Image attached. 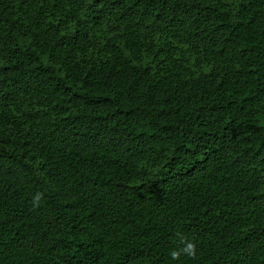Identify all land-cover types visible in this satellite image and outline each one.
Wrapping results in <instances>:
<instances>
[{
  "label": "trees",
  "instance_id": "obj_1",
  "mask_svg": "<svg viewBox=\"0 0 264 264\" xmlns=\"http://www.w3.org/2000/svg\"><path fill=\"white\" fill-rule=\"evenodd\" d=\"M0 264H264V0H0Z\"/></svg>",
  "mask_w": 264,
  "mask_h": 264
},
{
  "label": "clouds",
  "instance_id": "obj_2",
  "mask_svg": "<svg viewBox=\"0 0 264 264\" xmlns=\"http://www.w3.org/2000/svg\"><path fill=\"white\" fill-rule=\"evenodd\" d=\"M182 247L180 249H174L170 255L173 259H178L181 254L193 257L195 256V243L182 238Z\"/></svg>",
  "mask_w": 264,
  "mask_h": 264
}]
</instances>
